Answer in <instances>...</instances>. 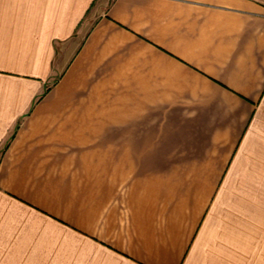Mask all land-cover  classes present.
Masks as SVG:
<instances>
[{"label":"crops","instance_id":"0c3cea01","mask_svg":"<svg viewBox=\"0 0 264 264\" xmlns=\"http://www.w3.org/2000/svg\"><path fill=\"white\" fill-rule=\"evenodd\" d=\"M0 264H264V0H0Z\"/></svg>","mask_w":264,"mask_h":264}]
</instances>
